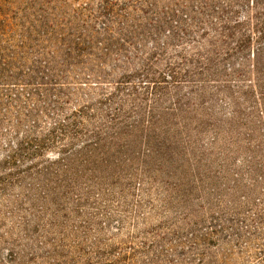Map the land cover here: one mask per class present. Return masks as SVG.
<instances>
[{"label": "rangeland", "instance_id": "obj_1", "mask_svg": "<svg viewBox=\"0 0 264 264\" xmlns=\"http://www.w3.org/2000/svg\"><path fill=\"white\" fill-rule=\"evenodd\" d=\"M0 178L4 263L264 264V0H0Z\"/></svg>", "mask_w": 264, "mask_h": 264}, {"label": "trees", "instance_id": "obj_2", "mask_svg": "<svg viewBox=\"0 0 264 264\" xmlns=\"http://www.w3.org/2000/svg\"><path fill=\"white\" fill-rule=\"evenodd\" d=\"M129 75H130V73H122L121 74V78H123V79H119V81L117 82V86H121L124 83H127L125 81L127 79V76H129ZM81 113H82V115L84 114L81 111L79 113H77V114L80 115ZM79 115H77V116L74 115V116L78 117ZM66 118H68V119H66ZM66 118L63 119L62 122L58 121V123L56 125L57 127H56L55 130L56 131H60L61 135H67L69 133H72L73 131L78 133L79 130H80V128H78V125H75L74 123H71V124L66 123V124H64V122H69L70 121L69 117H66ZM27 119H28V117H27ZM66 120H68V121H66ZM17 129H21V128H19V126H18ZM30 132L31 131H23V135L26 134V135L29 136ZM30 145H31V143L29 142V140H27V137H26L25 140H22L18 144H15V146H16L15 148H19L20 147V151L23 152V149L29 147ZM27 150L29 152L30 148H27ZM13 153L8 156V160H10V161H7L8 164H10L11 162L16 163L18 155L23 156L25 154V153L21 154L18 151H16V152L13 151ZM2 181H3V179L0 178V183H2ZM133 251L134 252L127 253V251L125 249H123V248H116V249L111 250L110 252L107 253V258H110V259H113V260H110V262L108 264H120L121 262H124V264H128V262L132 261L133 258H134V254H135L136 250H133ZM11 263H12V255H10V259L9 260L7 258V262L6 263H4L1 260V258H0V264H11Z\"/></svg>", "mask_w": 264, "mask_h": 264}]
</instances>
